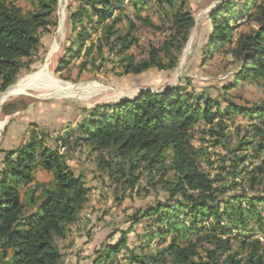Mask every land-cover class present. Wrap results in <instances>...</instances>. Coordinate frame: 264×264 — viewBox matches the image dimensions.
<instances>
[{"label":"trees","instance_id":"1","mask_svg":"<svg viewBox=\"0 0 264 264\" xmlns=\"http://www.w3.org/2000/svg\"><path fill=\"white\" fill-rule=\"evenodd\" d=\"M19 1L0 0V92L29 68L32 55L40 48L41 35L56 25L57 0H28L30 9L25 11L18 6ZM174 1L155 0L157 5L170 6ZM150 2H80L69 16L73 28L79 31L68 51L76 45L79 50L83 48L94 31L98 32L97 50L103 54L106 47L115 53L122 74L173 69L194 24L190 12L179 9L171 15L166 37L158 45L149 46L138 60L126 54L136 41L130 35L135 29L130 17H125L126 33L116 29L120 20L115 10L125 3L131 6L135 20L150 24L140 15ZM235 6L233 0H225L211 11L207 48L229 43V52L239 62L235 79H264V0H242L240 9ZM238 16L254 22L255 27L233 41ZM93 48L92 42L85 50L82 66L90 63L94 67L93 56H88ZM61 63L66 65L68 61ZM233 114L249 117L248 137H241L223 157L228 161L224 168L229 179L224 175L211 178L202 165L205 150L192 143L194 127L202 121L209 131L222 136L221 119ZM56 141L62 147L71 143L90 145L98 152L99 166L121 180L123 186L133 188L144 177L150 188L157 186L166 194L165 201L147 208L141 219L153 218L145 244L155 236L164 240L171 236L167 243L154 253L136 254L126 244V230L115 244L106 246L94 264H106L108 259L115 263L122 249L135 264H264V240L230 235L250 220L263 229L264 195L229 194L233 187H261L264 193V104L221 108L209 96L183 94L177 88L158 93L143 91L119 103L84 110L81 122ZM44 142L33 132L18 147L0 149V264H63L58 240L66 238L89 200L83 177L76 175L58 153V145L51 148ZM219 142L215 139L213 144ZM40 169L51 174L48 183L36 180Z\"/></svg>","mask_w":264,"mask_h":264},{"label":"rangeland","instance_id":"2","mask_svg":"<svg viewBox=\"0 0 264 264\" xmlns=\"http://www.w3.org/2000/svg\"><path fill=\"white\" fill-rule=\"evenodd\" d=\"M82 1L57 0L54 11L56 25L50 32L41 35L40 48L31 57L32 64L28 69L22 70L11 84L0 92L1 96L18 81L41 70L42 67L46 69L44 73L50 75L36 81L34 86L31 84L8 96L2 103L0 149L18 147L33 132L37 133L44 138L45 145L51 148L58 145V153L76 175L83 177L89 188V200L80 212L78 221L71 225L66 238L58 240L59 250L64 256L63 264H67L69 259H73L72 264H94L106 246L115 244L121 233L126 230L128 231L126 244L134 249L136 254L142 255L154 253L171 237L168 236L164 240L155 236L149 244H145V233L153 228L150 222L153 218L141 219V216L147 208L165 201L166 194L163 190L157 186L150 188L144 177L140 178L133 188L123 186L121 180H117L109 171L99 166L98 152L90 145L73 146L71 143L62 147L57 143L58 136H62L65 131L81 122L84 110L119 103L143 91L158 93L170 88L181 89L183 94L209 96L217 100L221 108L231 105L246 108L264 104V79L251 77L235 79L239 71V62L229 52V43L211 50L207 48L212 31L209 15L225 0H175L172 6L157 5L155 0H151L140 12L141 17L148 19L150 24L135 20L128 3L115 10L114 15L119 16L120 20L116 29L121 33L128 30L125 17L129 16L134 24L135 29L130 35L136 41L126 54L133 55L135 60L142 57L149 46L158 45L166 37L171 15L183 9L193 16L194 24L187 39V43L191 39V45L185 54L187 44L185 43L177 66L165 70L150 68L137 75L122 74L117 66V56L113 52H108L106 47L103 54L99 53L96 47L98 32L90 33L80 50L76 45L73 51H68L75 33L79 31V28H73L69 16ZM233 1L235 7L240 9L242 0ZM17 4L24 11L30 9L28 0H20ZM61 5L64 6L62 12ZM235 20L237 26L232 32L233 41L240 34L248 33L255 27L254 22H248L244 16H238ZM85 26L90 28L88 23ZM55 42L58 45L50 54ZM92 42L94 48L88 56H93L94 67L90 63L82 66L86 57L85 50ZM62 60L68 63L63 65ZM221 120L222 136L212 133L208 130V125L199 121L194 127L192 143L205 150L202 165L211 178L224 175L229 179L227 168H224L228 161L224 162L223 157L237 145L241 137L248 135L246 132L251 121L248 116L242 114H233ZM213 127L214 130H218ZM215 139L220 142L213 144ZM2 158L3 153L0 152V169ZM35 177L38 182L43 183H48L52 178L49 172L41 169L36 172ZM247 193L264 195L261 187L255 190L233 187L229 192L236 195ZM262 215L264 217V211ZM138 217L140 219L136 222ZM230 235L233 237L252 235L254 238L264 240V227L260 229L253 220H250L244 228L235 229ZM235 244L233 241V245ZM117 258L115 263L110 259L105 263L135 264L129 261L125 249L118 253ZM103 263L104 261L98 262Z\"/></svg>","mask_w":264,"mask_h":264},{"label":"bare ground","instance_id":"3","mask_svg":"<svg viewBox=\"0 0 264 264\" xmlns=\"http://www.w3.org/2000/svg\"><path fill=\"white\" fill-rule=\"evenodd\" d=\"M63 7L61 5V12L63 11ZM191 37H193V36H191ZM57 45L58 44L55 42L54 45H53V47H52V49H51V51L49 52L50 54L55 50V48L57 47ZM190 45H191V39L186 44V47H185V50H184L185 54L188 51V49L190 48ZM45 70L46 69L42 67L41 70H39V71H37V72H35V73L31 74V75L29 74V76H27L25 78L22 77L23 78L22 80L18 81L16 84H14L13 86H11L8 90H6L5 92H3L2 95L0 96V107H1L2 103L6 100V98L8 96L13 95L15 93H18L21 89H23V88H25V87H27L29 85L31 86V84L33 85L36 81H38L39 79H42V77L47 76V78H48L50 75L49 74H45L44 73ZM46 80H48V79H46ZM41 83H43V82H41ZM42 85L44 86L45 84H42Z\"/></svg>","mask_w":264,"mask_h":264},{"label":"crops","instance_id":"4","mask_svg":"<svg viewBox=\"0 0 264 264\" xmlns=\"http://www.w3.org/2000/svg\"><path fill=\"white\" fill-rule=\"evenodd\" d=\"M68 262H69V264H72L73 259H69V261L67 260V264H68Z\"/></svg>","mask_w":264,"mask_h":264}]
</instances>
